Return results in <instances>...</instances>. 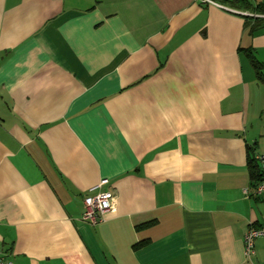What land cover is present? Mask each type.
<instances>
[{
  "label": "crops",
  "instance_id": "crops-1",
  "mask_svg": "<svg viewBox=\"0 0 264 264\" xmlns=\"http://www.w3.org/2000/svg\"><path fill=\"white\" fill-rule=\"evenodd\" d=\"M214 1L0 0L5 257L264 264V236L244 242L264 223V81L242 50L264 63V1ZM103 179L117 209L93 225Z\"/></svg>",
  "mask_w": 264,
  "mask_h": 264
},
{
  "label": "built area",
  "instance_id": "built-area-1",
  "mask_svg": "<svg viewBox=\"0 0 264 264\" xmlns=\"http://www.w3.org/2000/svg\"><path fill=\"white\" fill-rule=\"evenodd\" d=\"M204 3H216L214 0H202ZM260 169L261 178L256 183V194L264 201V154L256 156ZM109 184L108 179H103L97 186L90 189V194L85 197V208L83 220L90 224H98L103 220V215L107 212H115L116 195L114 190L104 188ZM264 236V223L260 226H250L244 236L245 251L247 257L256 255V240ZM0 264H14V262L5 257L0 251Z\"/></svg>",
  "mask_w": 264,
  "mask_h": 264
},
{
  "label": "trees",
  "instance_id": "trees-1",
  "mask_svg": "<svg viewBox=\"0 0 264 264\" xmlns=\"http://www.w3.org/2000/svg\"><path fill=\"white\" fill-rule=\"evenodd\" d=\"M232 2L234 5L240 4L242 7L246 8V9L253 7L252 3H250L249 0H232ZM256 9L264 11V2L260 3ZM254 27L256 28L258 26L255 24L252 27L251 31H254V29H255ZM242 50L245 52V54L250 59L252 65L254 66L257 77L260 80L264 81V74H263L264 63L261 62L259 59H257V57L255 56V54L251 48H245ZM248 164H249V171H250L251 178L253 179L254 183H258V181L261 178V169H260L259 162L255 156V152L253 151L252 147L248 148ZM153 223L154 222L145 223V224L141 225L140 227H147V226L152 225ZM146 243H147V241H141V243L139 245H144Z\"/></svg>",
  "mask_w": 264,
  "mask_h": 264
},
{
  "label": "rangeland",
  "instance_id": "rangeland-1",
  "mask_svg": "<svg viewBox=\"0 0 264 264\" xmlns=\"http://www.w3.org/2000/svg\"><path fill=\"white\" fill-rule=\"evenodd\" d=\"M260 1H264V0H260Z\"/></svg>",
  "mask_w": 264,
  "mask_h": 264
}]
</instances>
